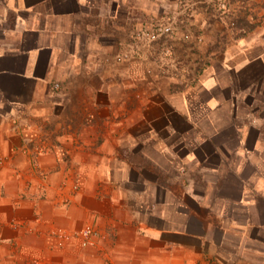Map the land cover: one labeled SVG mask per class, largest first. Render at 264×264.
<instances>
[{
    "label": "crops",
    "instance_id": "crops-1",
    "mask_svg": "<svg viewBox=\"0 0 264 264\" xmlns=\"http://www.w3.org/2000/svg\"><path fill=\"white\" fill-rule=\"evenodd\" d=\"M173 2L0 0V264H264V116L229 118L214 90L237 83L211 72L205 101L148 103L171 78L126 46ZM236 49L222 72L264 94V35ZM88 224L95 249L52 234Z\"/></svg>",
    "mask_w": 264,
    "mask_h": 264
},
{
    "label": "rangeland",
    "instance_id": "rangeland-1",
    "mask_svg": "<svg viewBox=\"0 0 264 264\" xmlns=\"http://www.w3.org/2000/svg\"><path fill=\"white\" fill-rule=\"evenodd\" d=\"M173 1V7L161 15L132 14L130 17L133 24L125 41L128 51L137 57L145 55L148 62L151 61L146 68L149 76H170L172 81V89H146L147 102L163 101L168 92L187 93L192 102L205 101L212 93L198 89V85L202 77L211 72L228 76L233 86L237 83V89L214 90L217 96L231 100L226 109L229 118L233 117L238 124L246 122L250 125L256 118L264 116V94L250 85L255 77L242 74L236 78L233 70L222 72V68L234 67L236 43L240 39L255 32L264 35V12L254 11L258 6L264 8L263 0ZM159 26L171 27V31L156 40L143 36V32ZM139 33L141 37H138ZM229 55L235 57L228 60ZM160 80L161 83L169 81ZM56 85L54 89H60ZM137 90L131 93L132 101L137 100L134 98ZM240 90L245 93L239 94ZM258 128L264 133V120L258 122ZM162 177L165 179L166 175L162 174ZM176 192L183 194L180 184Z\"/></svg>",
    "mask_w": 264,
    "mask_h": 264
},
{
    "label": "built area",
    "instance_id": "built-area-1",
    "mask_svg": "<svg viewBox=\"0 0 264 264\" xmlns=\"http://www.w3.org/2000/svg\"><path fill=\"white\" fill-rule=\"evenodd\" d=\"M171 31V27H162L159 26L155 30L143 32V36L147 37L149 40H156L164 34H168ZM142 34H138V37H141ZM57 87V85H56ZM37 165V161H35ZM78 186L74 185V191L78 190ZM53 236H55L59 241L61 247H64L66 243L77 242L82 249H95L98 247V244L101 240L106 239V234L100 231L92 224H88L80 229H75L72 231L61 230L54 231Z\"/></svg>",
    "mask_w": 264,
    "mask_h": 264
}]
</instances>
